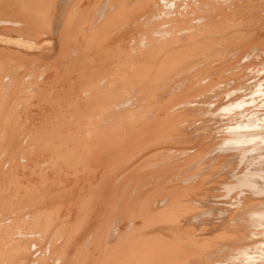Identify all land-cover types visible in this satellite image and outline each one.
I'll list each match as a JSON object with an SVG mask.
<instances>
[{
  "label": "bare ground",
  "instance_id": "bare-ground-1",
  "mask_svg": "<svg viewBox=\"0 0 264 264\" xmlns=\"http://www.w3.org/2000/svg\"><path fill=\"white\" fill-rule=\"evenodd\" d=\"M1 46L0 264H264V0H0Z\"/></svg>",
  "mask_w": 264,
  "mask_h": 264
},
{
  "label": "rangeland",
  "instance_id": "rangeland-1",
  "mask_svg": "<svg viewBox=\"0 0 264 264\" xmlns=\"http://www.w3.org/2000/svg\"><path fill=\"white\" fill-rule=\"evenodd\" d=\"M42 38H44V37H40V39H42ZM46 38H49V37H45L44 39H46ZM52 41V40H51ZM53 46V48H52V51L54 52V50H57V46L56 45H52ZM112 46V45H111ZM4 48H6V47H4ZM1 50H0V54H2V55H0V65H3V64H8V65H10L11 63H9V62H13L14 64H19L18 62H17V59L15 58V56L16 55H18V54H16L15 55V52H13V53H11L10 52V54H14L13 56L12 55H10V57H6V54H4V52H3V47L1 46V48H0ZM3 52V53H2ZM5 52H8V51H5ZM20 54H22L23 55V53H20ZM52 53H50V52H45L44 53V55H46V56H50ZM10 60V61H9ZM7 61V62H6ZM12 65V64H11ZM10 68H11V70H13L14 69V66L12 65V66H9ZM6 67H4L2 70H1V73H0V86L1 85H3V81L5 80V77L4 76H2V74H3V71H4V69H5ZM13 68V69H12ZM23 70H25V71H27V73L28 72H30L31 71V69H30V67L29 68H26V69H23ZM29 70V71H28ZM25 71H23L24 72V74L22 73L21 74V76H20V74H18L19 76V79H18V82H19V84L17 83V85L18 86H26V72ZM16 77V76H15ZM24 77V78H23ZM2 78L4 79V80H2ZM23 78V79H22ZM23 80V81H22ZM25 80V81H24ZM13 93V92H12ZM12 93H9L8 94V97H9V95H11ZM19 99V98H18ZM9 101V100H8ZM12 102V101H11ZM1 112H3V111H1ZM1 114V113H0ZM3 117V116H2ZM5 118H6V116H4L3 118H1V120H0V122H3L4 120H5ZM8 120H10V122H7L8 123V125H11V126H13L14 127V124H13V122H14V119L13 118H8ZM6 121V120H5ZM11 123V124H10ZM14 123H17V121L16 122H14ZM21 123H19L18 125H20ZM23 124V123H22ZM0 125H1V123H0ZM43 131H44V129H43ZM1 148L2 147H0V157H2V158H4V159H1V161H0V163L2 164L4 161H6V158H10V156L9 155H5V154H2L1 155V152L3 151V149H4V147L2 148V151H1ZM5 156V157H4ZM9 156V157H8ZM0 164V165H1ZM2 166V165H1ZM34 166H33V162H31V163H27L25 166H23V167H21L19 170H18V172L16 173V170H15V168H14V175H16V174H19L21 177H22V180H21V182H23L24 184H27V183H29V185L32 187V190L33 191H37V192H43L44 193V197L41 199V201H40V204H44L46 207H45V211H44V215H47V214H50V213H55V215H56V217L54 218V221H52V225L50 224V225H48V229H49V233H51V232H55V230H53L56 226L55 225H60V223H64L63 221H67L68 220V222H66L65 223V225L68 223V229H70L71 228V226L72 225H74L75 224V212H74V214H72V216H68V209H69V200H71V198L73 197V195H68L67 194V192H69V190L72 188V191H74V193H75V195H76V193L77 192H79V188L82 186V184H83V179H82V176H80V178H79V183L78 184H76V183H74L75 182V180L73 179V178H68V177H63V179H61V182L59 181L58 182V184H51V182H52V176L51 175H47L46 176V178H39V174L38 173H36V174H33L32 175V168H33ZM7 168V169H6ZM2 167V171H4V173L2 172L1 174H0V182L1 183H3L2 184V186L4 185V182L5 181H8V178L9 177H11L12 175L8 172L7 173V171L9 170V168L8 167ZM4 169V170H3ZM6 169V170H5ZM6 174H9V175H6ZM4 177H3V176ZM5 175L6 176H8V178L7 179H5L6 177H5ZM13 175V176H14ZM4 179H3V178ZM5 186H7L6 184H5ZM78 186V187H77ZM55 191H58V193L57 194H61V195H59V196H57V198H55V200H52V201H50V197L53 195V193L55 192ZM39 192V193H40ZM64 192V193H63ZM79 195H77V197H78ZM70 197V198H69ZM85 197H87V196H85ZM47 198H49V199H47ZM27 198L26 197H20V203L23 201L24 202V200H26ZM24 206H26V205H23V206H20L19 208H18V210H21L20 211V213L22 214V212H25L24 211ZM23 208V209H22ZM57 209H59L60 211L58 212L57 211ZM35 211L37 210L36 208L34 209ZM54 211H56V212H54ZM58 216V217H57ZM73 218V219H72ZM92 219L93 218H91V219H89L88 221H87V223H90V225H91V227H94V226H96L97 224H96V222H91L92 221ZM51 226H54V227H51ZM50 227V228H49ZM73 227V226H72ZM122 227H124V224H123V226ZM84 228H85V225H83L80 229H79V232H78V234H77V236H76V239H77V243H81L82 241H83V239H85L86 238V236H87V233H85V231H84ZM68 233V232H67ZM80 239V240H79ZM71 251H70V253H72L73 251H75V249H73V248H71L70 249ZM70 256L72 257L73 255H71L70 254Z\"/></svg>",
  "mask_w": 264,
  "mask_h": 264
}]
</instances>
